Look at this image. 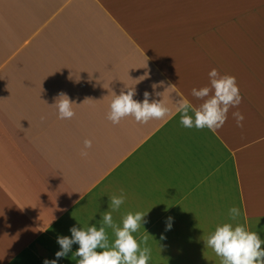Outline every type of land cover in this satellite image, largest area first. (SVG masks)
Segmentation results:
<instances>
[{
  "label": "crops",
  "instance_id": "1",
  "mask_svg": "<svg viewBox=\"0 0 264 264\" xmlns=\"http://www.w3.org/2000/svg\"><path fill=\"white\" fill-rule=\"evenodd\" d=\"M213 68L242 102L216 132L182 127L167 86L199 106L191 90ZM132 85L172 113L114 125L113 93ZM60 93L72 119L58 118ZM120 189L113 219L146 213L133 235L149 234V264H221L203 239L225 222L264 241V0H0V264L55 259L57 237L99 228ZM78 247L57 264H76Z\"/></svg>",
  "mask_w": 264,
  "mask_h": 264
},
{
  "label": "clouds",
  "instance_id": "2",
  "mask_svg": "<svg viewBox=\"0 0 264 264\" xmlns=\"http://www.w3.org/2000/svg\"><path fill=\"white\" fill-rule=\"evenodd\" d=\"M148 76H142V80ZM209 84L199 89L193 88L191 95L201 101L199 106H194L176 88L170 84L166 89H170V94L174 93L173 106L175 112L161 100L150 102V93H143V100L133 99L136 94L134 85L125 86L127 91L121 89L120 94L113 93V98L109 105L107 119L114 125L128 116L134 118L137 123L146 124L151 120H162L172 114H179L180 124L184 128H196L202 130L207 128L212 132L220 129L227 120L230 108H238L242 102L236 78L229 74H220L215 68L209 73ZM163 85L152 84L153 90ZM161 95V93H155ZM73 101L69 97L60 93L55 100V107L58 110L59 119H72L75 116ZM237 127H243L244 116L241 112L232 113ZM46 116H41L43 122ZM84 148L81 150V157L86 158V149L92 147V141L85 139ZM126 193L120 189L119 195L113 194L109 197L111 211L104 212L102 224L96 226L70 228L71 237L58 236L57 243L60 250L55 252V259H45L43 264H57V260L64 258L72 250L73 244L79 247L74 252L75 257H79L76 264H149L151 259V247L148 245V235L138 241L134 237L142 227L145 212H127L121 217V223L114 221L112 212L119 211L121 205L125 203ZM241 215L240 209L233 205L228 209V216L231 221H236ZM54 219V218H53ZM52 219V220H53ZM51 222V221H50ZM171 223H166V230H170ZM106 229H111L114 234V241L110 242ZM163 238V237H162ZM205 246L211 248L215 255L220 258L221 264H264V241L255 231L249 230L241 224L225 222L217 225L206 238L203 239ZM143 245V246H142ZM99 250V251H98Z\"/></svg>",
  "mask_w": 264,
  "mask_h": 264
}]
</instances>
